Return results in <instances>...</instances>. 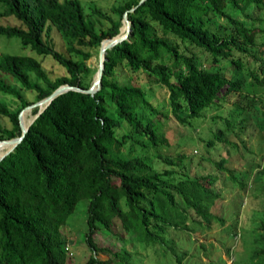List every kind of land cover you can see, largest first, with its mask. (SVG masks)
Masks as SVG:
<instances>
[{
  "label": "trees",
  "instance_id": "1",
  "mask_svg": "<svg viewBox=\"0 0 264 264\" xmlns=\"http://www.w3.org/2000/svg\"><path fill=\"white\" fill-rule=\"evenodd\" d=\"M139 1L121 0L110 11L94 7L109 22L97 25L81 0H0V16L17 19L0 22V35L15 36L36 54L0 51V91L19 100L16 107L0 100V139L19 135L20 110L58 85L88 87L97 68L88 61L93 50L119 31L125 11L131 23L128 37L106 51L100 87L55 96L0 159V264H67L63 229L82 198L85 264H135L136 252L123 247L127 236L145 248L150 262L161 257L157 264H194L196 252L180 248L182 240L196 242L194 231L208 234L215 226L223 234L228 218L227 233L235 238L239 232V239L226 248L232 252L242 241L249 249L234 262L264 264V220L243 231L237 201H230L232 215L213 209L221 197L217 174L181 171L193 155L182 148L162 151L168 140L157 114L166 112L154 94L161 88L173 116L187 124L198 126L211 107L217 110L197 162L224 169L223 177L243 189L251 174L227 164L240 151L228 135H243L251 124L264 147V0ZM52 29L64 38L65 50L51 40ZM37 55L51 56L62 72L51 76ZM119 68L128 74L121 78ZM8 76L34 90V98ZM37 111L31 108V119ZM225 143L226 151L213 153ZM109 232L114 239L101 242V233ZM99 252L109 255L99 258Z\"/></svg>",
  "mask_w": 264,
  "mask_h": 264
},
{
  "label": "rangeland",
  "instance_id": "2",
  "mask_svg": "<svg viewBox=\"0 0 264 264\" xmlns=\"http://www.w3.org/2000/svg\"><path fill=\"white\" fill-rule=\"evenodd\" d=\"M120 1L121 0H81L86 13L94 21H96L97 25L100 23L107 25L109 22L106 18L100 16L92 9L94 7H99L105 11H110V7ZM16 21L17 19L14 15L0 16L1 23H14ZM51 40L55 43L57 48L65 50L66 42L64 38L54 29L51 31ZM0 51L18 53L29 52L35 54L28 47H23L18 38L15 36L6 37L4 35H0ZM98 51L99 49H94L92 56L88 60L91 66H97L98 64ZM38 57L41 59L43 66L51 76L54 77L62 72V66L51 56L39 55ZM118 72H120L119 75L121 78H123L125 74H128V71L124 68H119ZM94 74L95 72L92 75L94 76ZM7 78L27 99L34 98V90L22 88L20 82L14 77L8 76ZM154 94L160 98L161 101L163 100V105L159 107L166 112L165 116L157 114V117L161 119V130L165 133L168 140V144L161 148L162 151L169 154H175L182 148L187 155H193V159L189 158L184 161L185 166L181 169V171L184 170L192 174L195 170L200 171L206 169L205 171H211L212 173L217 174L218 177L214 181V185L216 189L220 191L221 197L215 201L213 209L218 212H226L227 214L232 215V206H230V211L228 212L229 204L231 200H235L240 204V213L239 215L237 214V223L240 225L239 227L243 228V231L248 227H256L261 220H264V147L261 146L262 142L260 141L259 133L255 129L256 127L249 124V128L244 131L243 135L234 133H230L228 135L231 139L239 143L240 151L230 158V161L227 164L231 167H235L241 173L246 171L251 174V178L244 188L238 189L237 186L232 184V181L223 177L226 173L224 169L214 166L213 164L207 165L204 162H202L204 165H199L197 162V155L205 154V139L208 138L207 132L208 127L210 126L209 119L210 116L216 113L217 110L214 107H211L202 117L198 126L197 122H194V125L187 124L186 122L179 121L175 116H173L166 95L161 88L156 87ZM0 100L6 101L10 107H16L19 102L16 95L2 91H0ZM224 105L225 107L231 106L230 100H227ZM262 106L264 107V104H262ZM224 111L226 112V110ZM28 112L31 114L30 109H28ZM219 120L220 119H218V122L214 125L218 126V124H220ZM2 122L6 125H10V121L7 117L2 118ZM228 146H230L228 143H225L223 146L219 144L218 147L213 150V153L217 154L218 151L221 150L226 151V149L229 148ZM235 159L238 160L235 161ZM256 170L260 171V173ZM260 174L262 176H259ZM86 209L87 199L82 198L77 202L74 212L69 217V222L63 229L64 234L69 239L67 242V250L69 252L67 253L71 256L67 264H85L89 251L87 243L84 240L86 231ZM231 224L232 220L231 218H228V223L223 227L226 232L223 234L220 232L219 226L212 227V233L208 234L201 233L198 229L191 235L198 241L195 242L189 237L191 241L188 240L189 242H187L182 240V245L179 247L186 249L188 253L192 251L196 252L193 256V258H196L194 264H236L237 260L240 259L242 261L243 257L248 255L249 249L242 241H240L241 243L238 245L236 244L237 246L232 252L226 248V245L235 244V242L237 243V240L235 241V239H239V232L235 234V238L227 233V227ZM115 228L120 230L118 225H115ZM181 234H185V232L183 231ZM113 239V233H101V242L109 244ZM200 241L205 242V246L195 247L196 243ZM210 241H212V243H210ZM189 244H191V247L188 248ZM123 247L131 251L132 254L133 252H136L138 257H136L135 264H149L150 261L147 259L148 256L144 253L145 248L140 244L136 245L135 240H133L131 236L126 237ZM70 251H72L71 254ZM237 251H241V254L238 255L235 253ZM108 255L109 254L107 252H99L96 254L99 258H106ZM233 259L236 261L234 262ZM157 260L151 259L152 262L150 263L157 264L162 261V258L158 257ZM175 264L181 263L178 262Z\"/></svg>",
  "mask_w": 264,
  "mask_h": 264
},
{
  "label": "water",
  "instance_id": "3",
  "mask_svg": "<svg viewBox=\"0 0 264 264\" xmlns=\"http://www.w3.org/2000/svg\"><path fill=\"white\" fill-rule=\"evenodd\" d=\"M143 0H140L142 2ZM134 6L130 8V10H133ZM123 23H125L124 29H122V25L119 28V31L110 36V37H105L101 40L100 46H99V51H98V64L97 68L95 71V74L93 76L91 84L84 88L79 85H73L70 83H62L58 85L55 89H53L49 94L46 96L26 105L24 108H22L19 112V120H20V127H21V133L19 135H14L12 137L8 138H3L0 139V159L3 158L4 155L8 154L11 150L15 148L18 142L21 141L23 136L25 135L28 125L33 121V119L42 111V109L58 94L63 93L69 89H75L79 91H84V92H90L93 93L95 92L101 85V78H102V73H103V67H104V59L106 58V51L108 48L112 47L116 43H119L123 39L127 38L130 31H131V23L130 19L127 15V11L124 12L123 18H122ZM122 23V24H123ZM34 106H38V111L33 115L32 119L29 121L28 124H24L23 122V112L27 109H31Z\"/></svg>",
  "mask_w": 264,
  "mask_h": 264
},
{
  "label": "bare ground",
  "instance_id": "4",
  "mask_svg": "<svg viewBox=\"0 0 264 264\" xmlns=\"http://www.w3.org/2000/svg\"><path fill=\"white\" fill-rule=\"evenodd\" d=\"M124 27H125V23L122 24V29H124ZM27 110H28V109H27ZM30 111H31V109H30ZM25 112H26V110L23 112V122H24V124H28L29 121L31 120V117L28 116V115H30V113L27 112V115H26V121H25V119H24ZM31 114H32V113H31Z\"/></svg>",
  "mask_w": 264,
  "mask_h": 264
}]
</instances>
